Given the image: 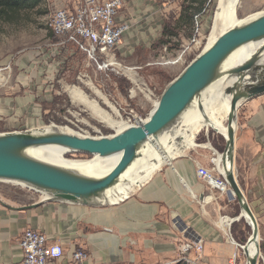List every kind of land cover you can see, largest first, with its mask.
I'll use <instances>...</instances> for the list:
<instances>
[{"label": "rangeland", "instance_id": "obj_1", "mask_svg": "<svg viewBox=\"0 0 264 264\" xmlns=\"http://www.w3.org/2000/svg\"><path fill=\"white\" fill-rule=\"evenodd\" d=\"M186 1L124 0L119 21L128 24L129 29L121 44L126 37L132 51L123 57L118 54V50L117 58L123 62L124 69L109 71L108 74L89 68L81 53L77 52V56L71 61L70 53L62 57L58 53V51L66 52V49H60L57 53L50 52L55 49L57 39L48 29V23L55 11L68 8L69 4L72 6L71 0H44L35 10L10 14L1 20L0 100L11 99L13 107L15 101H20L19 108L22 107L23 110L0 116V134L43 130L51 126L59 130H71L78 136L98 137L115 134L117 129L105 127L84 105L74 102L71 97L70 90L74 91L77 88L91 101H97L103 110L112 114L110 106L94 94L91 84L105 96L111 107L118 111L119 119L115 117L116 120L128 126H137L136 124L147 120L168 85L208 46L209 38L214 33L215 0L205 1L194 18L191 33H188V29L182 25L178 28L177 20ZM262 1L240 0L237 18L241 20L251 15L247 14V11L258 9ZM172 33L178 36L174 37ZM71 48L74 47L69 45L68 49ZM53 60L56 62H52ZM46 62L54 66L51 71L57 70V72L49 75ZM34 64L37 72L43 68L42 76L37 74V78H43L45 92L41 94L38 90L32 93L30 91L29 68ZM204 96L208 95L204 94ZM32 103L35 104V113L27 112ZM177 134L181 146L189 143V134L187 136L183 133L177 132ZM205 136L211 138L213 147L219 154L225 150V139L207 129L195 135L193 140L196 146L204 144ZM167 137L173 139L170 134ZM222 146H224L223 150L220 149ZM186 150L189 151L188 148ZM66 158L89 160L92 156L73 153V155L67 154ZM172 161L173 159L166 161L162 168ZM29 197H32L31 200ZM44 197V194L33 192L25 186L0 182V198L5 202L23 200L37 204L41 203ZM252 212L259 225L260 253L264 255V222L262 216L253 210ZM233 214L236 217L241 214L240 206L233 211ZM251 234L252 228L243 219L235 222L232 227V235L238 244H246ZM242 240L245 243H241ZM238 256L236 264H247L240 248ZM174 264L183 263L177 260Z\"/></svg>", "mask_w": 264, "mask_h": 264}, {"label": "crops", "instance_id": "obj_2", "mask_svg": "<svg viewBox=\"0 0 264 264\" xmlns=\"http://www.w3.org/2000/svg\"><path fill=\"white\" fill-rule=\"evenodd\" d=\"M261 11L264 0L247 14ZM126 40L118 49L123 57L132 51ZM58 53L61 57L70 53L71 61L77 56L75 48ZM48 64L47 72L53 75L57 70L51 71L54 66ZM35 65L29 68L30 91L41 94L45 92L43 78L37 74L42 76L43 68L37 72ZM2 101L0 116L23 110L20 101H15L14 107L11 99ZM30 106L27 112L35 113V104ZM205 138L203 145L186 150L118 205L87 207L52 202L26 209L33 203L14 200L13 204L0 198L4 203H0V264H23L20 240L27 229L39 230L60 242L66 260L76 251H84L89 257L86 264H174L180 258V246L192 237L203 241L201 264H230L234 249L220 219L236 218L233 211L239 203L229 194L216 197L209 193L198 177L199 166L210 169L214 157L212 140ZM234 165L247 203L264 222V96L243 103L238 111Z\"/></svg>", "mask_w": 264, "mask_h": 264}, {"label": "water", "instance_id": "obj_3", "mask_svg": "<svg viewBox=\"0 0 264 264\" xmlns=\"http://www.w3.org/2000/svg\"><path fill=\"white\" fill-rule=\"evenodd\" d=\"M249 44H257L259 49L243 63L230 70H222L225 61L235 51ZM224 78L228 85L222 96L231 97V108L228 134L224 137L226 147L220 154L222 168L231 188L228 194L238 201L241 209V214L234 218L233 223L242 219L243 213L253 221L249 225L252 228L251 237L240 247L247 264H257L260 245L258 243V254L253 257L249 254L248 246L258 242L259 227L238 184L234 159L238 111L243 103L264 96V11L241 19L239 24L221 33L210 46L205 47L168 85L146 123L129 126L113 135L98 137H80L58 129L1 133L0 182L25 186L45 195L41 203L32 204L26 209H35L43 203L52 202L87 207L118 205L133 193L111 202L109 191L119 184L121 176L140 157L142 149L161 136L178 130L183 115L193 108L195 102L206 97L204 94L209 96V88ZM198 108L207 119L204 107L199 104ZM49 146L62 148L71 155L80 153L92 158H109L122 154V157L109 173L93 177L41 161L28 154L33 148ZM0 203L4 204L1 200Z\"/></svg>", "mask_w": 264, "mask_h": 264}, {"label": "bare ground", "instance_id": "obj_4", "mask_svg": "<svg viewBox=\"0 0 264 264\" xmlns=\"http://www.w3.org/2000/svg\"><path fill=\"white\" fill-rule=\"evenodd\" d=\"M215 1L216 4L213 25L214 33H212L209 38L208 46H210L221 33H224L228 29L240 23V20L237 18V8L240 0ZM258 47L259 46L257 44H249L241 47L225 61L222 66V70H230L233 67L243 63L259 49ZM227 85L228 83L226 82V78H224L211 86L208 90L211 92V94L202 98L199 102H195L193 108L183 115L182 122L178 130L174 131L172 134L168 133L173 139L168 138V134H165L158 140L148 143L142 149L140 157L121 176L119 184L114 189L109 191L108 197L110 198V201L115 202L119 198H125L129 196L132 192L137 190L139 186L143 185L147 180H149L154 173L159 171L166 161L169 162L170 160L175 159L171 157L179 156L184 153L187 148L190 149L195 146V141L193 139L195 135L201 130H212L215 133L221 135L223 138H226L228 134L227 125L231 108V97H223L222 95ZM90 86L92 87L94 94H96L98 98L104 100L105 103L110 106L112 109V114L103 110L97 101H91L77 88L74 91L71 90L74 102H80L82 105H84L86 109L91 112L93 117L98 119L105 127H108L109 129H117V132H120L129 127L128 125H124V123L115 119V117L119 119L118 111L114 107H111L105 96L99 90L93 87L92 84ZM157 104L158 103L155 104V108L157 107ZM199 104L204 107L207 119H205L199 112ZM196 107L197 111H195ZM142 123H146V120ZM56 129L58 128L51 126V128L44 130L49 131ZM59 131L75 135L74 132H71V130L68 129ZM177 132L179 134L183 133L184 136L189 134L190 139L187 145H180L178 142L180 141V137L178 136ZM161 140H163L162 143ZM148 146H151V148H148ZM28 154L31 157L41 161L49 162L51 164L93 177H99L109 173L117 165V163H119L122 157V154H117L109 158H100L95 156L89 160H74L66 158V150L54 146L33 148L28 151ZM216 163L222 167L221 156L219 153H217ZM112 196L114 197L112 198ZM242 219L245 220L248 225H252L253 221L246 213H243ZM258 243H260V235H258L257 243L253 242L248 246L249 254L252 257L258 254Z\"/></svg>", "mask_w": 264, "mask_h": 264}, {"label": "built area", "instance_id": "obj_5", "mask_svg": "<svg viewBox=\"0 0 264 264\" xmlns=\"http://www.w3.org/2000/svg\"><path fill=\"white\" fill-rule=\"evenodd\" d=\"M71 2L72 6L69 4L68 8L55 11L48 23V29L57 39L55 49L68 50V46L72 45L85 57L89 68L102 74L123 71L124 66L117 58V51L129 29L128 24L119 21L124 0H71ZM216 156L217 153L214 152L211 159L212 168L199 166L197 174L209 193L223 197L231 188L224 176L223 168L217 166ZM233 221V218L225 216L220 219L222 230L234 249L230 264H236L239 258L238 250L241 249L232 235ZM20 247L23 252V264H86L89 258L87 253L78 250L66 260L65 248L60 242L34 229H27L24 232ZM203 251V241L192 238L180 246L178 262L201 264ZM257 264H264V255L261 253Z\"/></svg>", "mask_w": 264, "mask_h": 264}, {"label": "trees", "instance_id": "obj_6", "mask_svg": "<svg viewBox=\"0 0 264 264\" xmlns=\"http://www.w3.org/2000/svg\"><path fill=\"white\" fill-rule=\"evenodd\" d=\"M43 1L44 0H0V21L7 18L10 14L35 10ZM205 1L206 0H187L182 6L180 16L177 20L178 28L179 25H182L188 29V33H191L194 18L201 10ZM172 36L176 37L178 34L172 33ZM223 148L224 146L220 149L223 150ZM241 243H245V241L242 240Z\"/></svg>", "mask_w": 264, "mask_h": 264}]
</instances>
